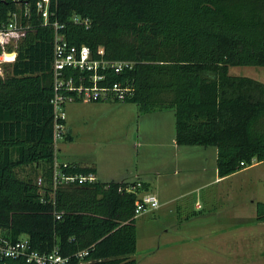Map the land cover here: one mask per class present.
I'll use <instances>...</instances> for the list:
<instances>
[{"label":"trees","instance_id":"1","mask_svg":"<svg viewBox=\"0 0 264 264\" xmlns=\"http://www.w3.org/2000/svg\"><path fill=\"white\" fill-rule=\"evenodd\" d=\"M13 9L0 5V22ZM51 12L71 45L132 62L131 70L109 74V83L131 88L114 103L134 104L139 114L172 110L175 144L214 147L219 177L264 162V84L228 74L264 67V0H52ZM31 25L0 77V230L11 241L27 239L37 253L57 248L65 264H136L139 198L126 191L135 183L54 187L55 165L67 176L95 169L55 161L53 28ZM254 212L264 222V203Z\"/></svg>","mask_w":264,"mask_h":264},{"label":"rangeland","instance_id":"2","mask_svg":"<svg viewBox=\"0 0 264 264\" xmlns=\"http://www.w3.org/2000/svg\"><path fill=\"white\" fill-rule=\"evenodd\" d=\"M228 74L250 78L264 84V67H230ZM111 105L113 104L87 102L67 105L65 112L72 141L58 140L55 146L57 160L62 162L67 156L86 159L96 152L107 153L112 164L108 167L111 171L108 168L105 170H108V173H115V180L125 178L132 182L138 175V181L144 182L142 189L153 190L155 169L147 168L149 164L144 159L141 168L142 154L151 148L152 139L140 131L142 121L137 116V107L128 103H120L119 108ZM167 111L165 113L170 117L173 135L174 113L172 110ZM166 121L168 123V119ZM122 125L125 128H121ZM57 149H60V153ZM210 149L214 151V148ZM209 164L212 167L213 159ZM245 171L222 184L210 185L202 193L201 200H198L199 207H196L194 196L189 198L186 205L184 204L185 219L182 220L187 232H191L187 247L191 250L192 260H207L204 258L207 256L208 262L264 264V231L258 238L254 236L252 239H241V242L233 238L236 230L220 232L236 225V218L245 217L252 220L255 203H264V162L257 163ZM36 172L40 175L41 169ZM27 173H30V169L19 170L18 176L24 179ZM108 176L103 175L102 178ZM154 213L147 211L137 217L139 239L135 254L137 264H155L160 260H167L166 255L162 256L163 252L157 250L160 231L165 226H172L175 231H181L179 229L182 220L177 210L165 218H157ZM239 232L245 234L246 230ZM198 235L201 236L198 238ZM244 243L249 244L243 247ZM198 249L200 253H197ZM239 249L241 252L238 255L236 253Z\"/></svg>","mask_w":264,"mask_h":264},{"label":"built area","instance_id":"3","mask_svg":"<svg viewBox=\"0 0 264 264\" xmlns=\"http://www.w3.org/2000/svg\"><path fill=\"white\" fill-rule=\"evenodd\" d=\"M11 4L13 10L6 12V19L0 22V77L4 76V66L13 64L17 57L19 43L26 33L33 29L31 21H39L43 27L53 28L52 64L53 94L51 105L54 117L55 146L62 140L64 127L60 122L65 121L64 108L74 102H123L131 92L129 84L109 83V74L119 75L131 70L133 63L129 61H112L104 58V50L98 48L92 53L85 46H75L68 43L59 24L51 12L52 0H0V5ZM76 25L88 27L89 20L78 16L70 19ZM54 187L79 183H94L95 175H63L55 165L53 172ZM41 180L38 179V184ZM139 183L129 186L126 191L136 193ZM134 216L138 217L147 211L159 207L155 195L148 193L138 197ZM0 230V264H65L58 249L49 253H37L29 247L27 239L11 241ZM87 251L77 254L79 259L87 256Z\"/></svg>","mask_w":264,"mask_h":264},{"label":"crops","instance_id":"4","mask_svg":"<svg viewBox=\"0 0 264 264\" xmlns=\"http://www.w3.org/2000/svg\"><path fill=\"white\" fill-rule=\"evenodd\" d=\"M113 104L114 108H119L120 103L114 102H99L95 104ZM116 106V107H115ZM67 105L64 108L66 110ZM112 109V107H110ZM119 110V109H115ZM138 111V109H137ZM165 111L153 112L150 114H139L137 116L142 121V127L140 129L142 134H147L149 138L151 137V148L146 149L142 154V166L143 159L146 160L147 168L155 169L154 175V187L153 190H143L144 182H139V176H135L131 181L121 178L120 180H115V173H108L110 170L108 167L111 166L112 162L110 156L107 153L96 152L92 155L90 154L88 158L83 159L76 156H67L64 161L60 162L57 160L58 154L55 155V161L57 163H77L85 167H94L95 169V180L107 183V182H129V183H139L140 187L137 188L138 197L151 193L156 196L159 207L157 209L148 211L154 213L157 218H165V216H171L174 213V210L179 212L180 219H185V208L184 204L189 200L190 197H195L196 207H199L198 200H201L203 197V192L209 188L210 185H219L223 182L230 180L237 176L240 173H245L246 169L250 170V167L245 168L244 170L232 174L227 177H219L216 170V149L214 147L203 148L199 146H182L179 147L175 144V133H174V123H173V135L172 127L170 122L169 115H166ZM165 114V115H163ZM168 119V123L167 120ZM111 123V122H110ZM121 128H125L122 125ZM126 130V129H125ZM64 131L71 137L69 131V125L66 119L65 112V126ZM210 148H214L212 151ZM57 152L60 153V149H57ZM136 155V154H135ZM211 159H213L214 164L210 166ZM108 168V170H105ZM27 170V169H25ZM137 170V169H136ZM107 171V172H106ZM111 171V170H110ZM108 173V174H106ZM103 175H109L108 178H102ZM219 190L216 191L218 194ZM206 194V193H204ZM206 196V195H205ZM175 208V209H174ZM139 217V216H138ZM137 220V217H136ZM237 221L236 225L230 226L228 228L222 229L220 232H229L235 231L234 237L237 238L238 242H241V239H252L254 236L256 238L260 237V234L264 231V222H257L254 217L252 220H249L245 217H239L235 219ZM181 231H175L172 226H165L161 229V235L158 237L157 250L163 252L162 256L167 257V260H160L155 264H225L219 263L216 261L208 262V257H204L207 260L195 261L191 258V250L187 247L188 242L190 241V231L187 232L185 225L181 223ZM246 230L245 234H239V231ZM258 231V232H257ZM260 232V233H259ZM215 234V233H214ZM201 235H198L199 238ZM136 251L138 249L139 239H138V228L136 226ZM163 239V240H162ZM235 243V242H234ZM237 243V242H236ZM244 243L243 247H246ZM251 245V243H250ZM249 245V246H250ZM242 247H240L241 249ZM210 249V248H209ZM238 250L236 254H240L241 250ZM211 250V249H210ZM215 250V249H214ZM146 251V250H145ZM205 251V250H204ZM199 249H198V252ZM213 253V252H211ZM215 253H217L215 251ZM136 252L132 255V258L135 259ZM137 264V261H136ZM227 264V263H226ZM231 264V263H230Z\"/></svg>","mask_w":264,"mask_h":264}]
</instances>
